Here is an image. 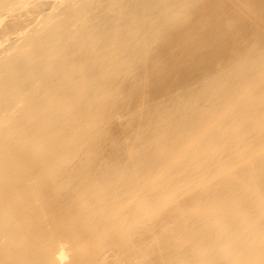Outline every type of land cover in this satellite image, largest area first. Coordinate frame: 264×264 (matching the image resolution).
<instances>
[{"label": "bare ground", "instance_id": "6f19581e", "mask_svg": "<svg viewBox=\"0 0 264 264\" xmlns=\"http://www.w3.org/2000/svg\"><path fill=\"white\" fill-rule=\"evenodd\" d=\"M59 2L0 56V264H264V0Z\"/></svg>", "mask_w": 264, "mask_h": 264}, {"label": "rangeland", "instance_id": "374dc122", "mask_svg": "<svg viewBox=\"0 0 264 264\" xmlns=\"http://www.w3.org/2000/svg\"><path fill=\"white\" fill-rule=\"evenodd\" d=\"M33 1H34V2H32V3H33V4L35 3L36 6H37V5H38V2H37V1H39V0H37V1H36V0H33ZM42 1H43V2H42ZM54 1H56V0H41V1H39L40 4H39V5L37 6V8H36V11L38 10V12H36V11L34 12V9H32V8H31L32 6H31L30 8L33 10V11L31 10V12L28 10L29 7H28V8L26 7V9H27L28 11H27L25 8H23V9L20 8V10L22 11V13H21L20 10H19V11L16 10V11H13L11 14L8 13L7 15H5V16L7 17V20H6V21H3V22L1 23V27H0V31L2 30L1 33H0V37H2V38H0V43L3 44V45H2V44L0 45V56H1V57H4L3 55H5V51H6V53H7L8 49H10V47H12L13 44H15L16 42L19 43V41H21V39L24 37V35H22V34H25L26 32L28 33L29 30H30V31L35 30V29H36L35 27H37V28L40 27V24L42 23L41 20L44 19L43 16H44V17L47 16L48 13L51 14V13L54 11L53 9L57 7L56 5L59 6V3H60L59 0H57L56 2H54ZM101 1H102L103 6L105 7V10H106L107 12H110V13H111V11H112L113 16L115 15V13H116V15L118 16V14H117L118 12H117L115 9H113V7H111V6L109 5V2H107L108 0H101ZM125 1L128 2V1H132V0H124V2H125ZM104 2H105V3H104ZM102 3H101V4H102ZM33 4H32V5H33ZM35 4H34L33 6H35ZM91 5H92V6H90V11H91V12L89 11V12H90L89 14H92V15L95 14L94 16H96V15H98V14L101 15V12H103V11H101L99 7H98V10H96L97 7L95 8V6H93V4H91ZM36 6H35V7H36ZM40 6H41V7H40ZM53 6H55V7L53 8ZM106 6H107V7H106ZM35 7H34V8H35ZM88 7H89V6H88ZM92 7H93L94 9H93ZM30 8H29V9H30ZM41 8H42V9H41ZM106 8H108V9H106ZM143 8H144V7H143ZM143 8L141 7V9H143ZM24 9H25L26 11H25ZM109 9H110L111 11H110ZM92 10H93V11H92ZM94 10H96V11H94ZM114 10H115V11H114ZM246 10H247V9L245 8L243 11L246 12ZM29 12H30V13H29ZM92 12H93V13H92ZM96 12H97L98 14H97ZM99 12H100V13H99ZM31 13H32L33 15H32ZM39 13H40V14H39ZM12 14H14V16H13ZM19 14H20V16H19ZM23 14H24V15H23ZM28 14H29V15H28ZM37 14H38V15H37ZM46 14H47V15H46ZM15 15H16L17 17H16ZM30 15H31V16H30ZM116 15H115V16H116ZM5 16H4L3 20L6 18ZM11 16H12V17H11ZM25 16H26V17H25ZM29 16H30V17H29ZM90 16H91V15H90ZM14 17H15V18H14ZM40 17H41L42 19H41ZM118 17H119V16H118ZM18 18H19V19H18ZM116 18H117V17H116ZM34 19H35V20H34ZM246 19H247V18H246ZM246 19H245L246 22L244 21V22H245V25H246L245 28H244V30H245V33H247L246 35H248L250 32H253V31H254L253 29H254V22H255V20H254V22L251 21V20L255 19V17H254V18H249V19H247V20H246ZM21 20H22V22H21ZM31 20H32V21H31ZM16 21H17V22H16ZM19 21H20V22H19ZM5 22H6V23H5ZM13 22L15 23V25H14ZM37 22H38V23H37ZM22 23H23V24H22ZM24 24H27V25H24ZM35 24H36V25H35ZM38 24H39V25H38ZM4 25H5V27H3ZM11 25H14V26H11ZM252 25H253V26H252ZM6 26H7L8 28H7ZM9 26H11V27H9ZM16 26H17V27H16ZM20 26H21V27H20ZM24 26H25V27H24ZM122 26H124V25H120V27H121V29H122L121 31H125V30H126L125 26H124L123 28H122ZM247 26H248V27H247ZM12 27H13V28L16 27V28L13 29ZM19 27H20V28H19ZM31 27H32V28H31ZM120 27H119V28H120ZM252 27H253V28H252ZM21 28H23V29H21ZM250 28H251V29H250ZM15 29H16V30H15ZM20 29H21V30H20ZM24 29H25V30H24ZM11 30H12V31H11ZM22 30H24L25 32H24V31L22 32ZM251 30H252V31H251ZM7 31H8V32H7ZM17 31H18V32H17ZM30 31H29V32H30ZM21 32H22V33H21ZM11 33H12V34H11ZM16 33H17V34H16ZM3 34H4V35H3ZM13 34H14V35H13ZM262 34H263V35H262L261 38H262V40L264 41V33H262ZM19 35H20L22 38H21ZM249 35H250V34H249ZM5 36H6V38H4ZM7 36H8V37H7ZM10 36H11V37H10ZM9 37H10V38H9ZM18 37H19V38H18ZM251 37H252V36L250 35V37L247 36V39H246V38H245V39L248 40V41H250L249 38L252 39ZM3 38H4V39H3ZM2 39H3V40H2ZM246 40H245V41H246ZM15 41H16V42H15ZM263 41H261V43H263ZM12 42H13V43H12ZM4 43H5V45H4ZM245 44H246V43H245ZM247 44H248V42H247ZM247 44H246V45H247ZM8 46H9V47H8ZM6 48H7V49H6ZM2 51H3V52H2ZM2 53H3V54H2ZM215 53L218 54V55H216V54H215V55H216V57L219 59V61H218L217 58H216V60H217L216 62H217V63H216V62H215L216 64L213 63V64H215V65L212 66V69H215V68H216L215 70H213V72H215V71L217 72V71L220 69V67H222V64H221V63H223V60H224L223 58L225 57L222 53H221V54H219L218 52H215ZM213 56H214V55H213ZM1 57H0V58H1ZM197 57H199V58H198V60H199V59H200V56L197 55ZM214 57H215V56H214ZM221 57H222V58H221ZM222 59H223V60H222ZM220 60H221V61H220ZM205 61L207 62V60H205ZM191 62H192V61H191ZM191 62H190V61H189V62H188V61L186 62L187 67L189 66L188 68H187L186 65L184 64L185 67H186L187 69H189L190 66H191L193 69L195 68V63H194V62L191 63ZM195 62H196V61H195ZM218 62H219V63H218ZM196 63H197V62H196ZM217 64H218V65H217ZM192 65H194V67H193ZM220 65H221V66H220ZM214 67H215V68H214ZM193 69H191V70H189V71H193ZM216 72H215V73H216ZM135 74H136V73H135ZM194 74H195V73H194ZM194 74H193V75H194ZM190 75H191V74H190ZM190 75H189V76H190ZM193 75H192V77L195 78V79H192V77H189V76H188V77H189L190 79H192L194 82H193L192 80H189L188 82H190L191 85H192V83H195L196 85L199 86V83L197 84V83L195 82V81H196V76H195L196 74H195L194 76H193ZM134 76H135V75H134ZM134 76L131 75V76H129L130 78L127 77V80L130 79L129 81L131 82V80H134V78H133ZM171 76H172V75H170V78H169V76H167V77L169 78V79L167 78L168 81H169V82L171 81L170 84H173V83L176 84V83H177V85H175V87H174V85H170V88H167V90H166V89L163 90V87L158 89L159 86L155 87L156 85H154V90H155V91L153 90V92H154V93L159 92V93L155 94V97H152V96H154V94L152 95L153 92L151 93V98H150V99L152 100V102H154L155 100L157 101V99H158V101H160V102H161V101H162V102H167V101L169 102V99H170V101H173V99H175V98L177 97V95H175V94L178 92V90H179V92H178L177 94L180 93V91H181V87H177V86H179L177 80L174 79L175 77H174V78L172 77V79H171ZM132 78H133V79H132ZM125 79H126V78H125ZM135 79L137 80L138 77L136 76ZM195 84H194V87H196ZM172 86H173L174 88H173ZM192 86H193V85H192ZM152 87H153V85H152ZM171 87H172L173 89H172ZM194 87H193V88H194ZM175 88H176V89H175ZM179 88H180V89H179ZM152 89H153V88H151V90H152ZM170 89H172V92H171ZM159 90H160V91H159ZM174 90H175V91H174ZM176 90H177V91H176ZM165 91H167V93H166ZM173 91H174V92H173ZM171 93H174V94H171ZM173 95H174L175 97H174ZM156 96H157V97H156ZM159 96H160V97H159ZM166 96H167L168 98H167ZM165 97H166V98H165ZM153 98H154V99H153ZM171 99H172V100H171ZM166 100H167V101H166ZM158 101H157V102H158ZM125 117H126V118H125ZM128 117H129V115H125V116H123L124 119H122L123 121L125 120L124 122L122 121L121 123L119 122L120 124H117V123L115 124V123H114V124L111 125V126H112L111 128L114 130V132H115L116 134H117V133H120V134H121V133L123 132V129H126V130H124V132L127 131V130L129 129V131H130L131 133H134V134H132V135H133V136L135 135V131H136V129H137V127H136L137 125H132L133 128H132V127L129 128V127L127 126V125H128V124H127V121L129 122V120L131 119V116H130L129 118H128ZM123 124H124V125H123ZM125 125H126V126H125ZM119 126H120V127H119ZM130 126H131V125H130ZM125 127H126V128H125ZM127 127H128V128H127ZM113 130H112V131H113ZM120 131H122V132H120ZM124 132H123V133H124ZM120 134H119V135H120ZM123 146H125V145H123ZM123 146H122V149L120 150V151H122V152L120 153V155L122 156V158L124 157V158H123L124 160H126L127 158L125 159V157L128 156V154H126V152H127L126 150H127L129 147H126V146H127V145H126V146H125V147L127 148V149H126L125 147L123 148ZM105 148L107 149V146H106ZM110 150H111V149L108 147V150L105 151V152H108V153H106V154L111 153ZM120 151H119V152H120ZM124 151H125V152H124ZM128 152H129V149H128ZM125 154H126L127 156H126ZM121 156H119V157L121 158ZM109 251H110V250H109ZM109 251H107V252L104 253V256H106L107 258H108V257L111 258L112 254H113V252H114L113 250H111V252H112V251H113V252H112V253H109ZM110 254H111V255H110ZM107 255H108V256H107Z\"/></svg>", "mask_w": 264, "mask_h": 264}, {"label": "water", "instance_id": "95a60500", "mask_svg": "<svg viewBox=\"0 0 264 264\" xmlns=\"http://www.w3.org/2000/svg\"><path fill=\"white\" fill-rule=\"evenodd\" d=\"M135 8H136L139 12L144 13V11H143V9H141V7H139V6L136 5ZM191 87H194V86L191 85Z\"/></svg>", "mask_w": 264, "mask_h": 264}]
</instances>
